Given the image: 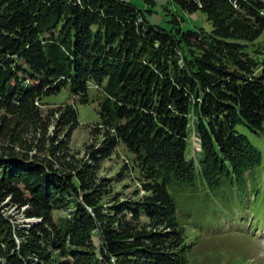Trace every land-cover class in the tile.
I'll return each mask as SVG.
<instances>
[{"label": "trees", "instance_id": "trees-1", "mask_svg": "<svg viewBox=\"0 0 264 264\" xmlns=\"http://www.w3.org/2000/svg\"><path fill=\"white\" fill-rule=\"evenodd\" d=\"M168 1L210 30L176 15L164 29L124 0H0V264H189L170 190L197 176L242 190L261 166L238 126L264 132V0ZM61 93L71 103L45 102ZM90 103L80 153L71 135ZM119 148L130 163L102 176ZM125 175L143 195L122 200Z\"/></svg>", "mask_w": 264, "mask_h": 264}, {"label": "rangeland", "instance_id": "rangeland-1", "mask_svg": "<svg viewBox=\"0 0 264 264\" xmlns=\"http://www.w3.org/2000/svg\"><path fill=\"white\" fill-rule=\"evenodd\" d=\"M141 10L146 20L153 25L170 29V21L176 15L183 30H210L205 15L200 11L187 13L168 0H124ZM264 43V35L260 38ZM92 94V92H90ZM51 107L71 103L65 93L45 98ZM48 108V107H47ZM46 107H42L45 110ZM78 127L71 135L70 146L73 151L82 153L90 144L89 130L99 120L95 104L77 106ZM264 128V125H263ZM238 130L244 133L254 147L262 154L261 166L255 168L247 177L246 188L224 187L211 191L199 177L191 187L170 190L176 203V215L182 225L186 243L191 245L189 264H264V132L254 134L243 126ZM200 147L193 133L188 140V158L197 160ZM131 157L119 148L110 161L103 163L101 175L106 178L117 177L123 164H129ZM135 175V174H134ZM114 185L121 193L122 200L130 198L141 188L131 178ZM9 209L6 215L16 214ZM17 223L27 221L21 214L15 215ZM95 246L99 244L93 238Z\"/></svg>", "mask_w": 264, "mask_h": 264}, {"label": "water", "instance_id": "water-1", "mask_svg": "<svg viewBox=\"0 0 264 264\" xmlns=\"http://www.w3.org/2000/svg\"><path fill=\"white\" fill-rule=\"evenodd\" d=\"M39 220H36V219H30V220H27L25 221L26 223L28 224H36Z\"/></svg>", "mask_w": 264, "mask_h": 264}]
</instances>
